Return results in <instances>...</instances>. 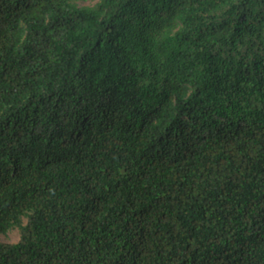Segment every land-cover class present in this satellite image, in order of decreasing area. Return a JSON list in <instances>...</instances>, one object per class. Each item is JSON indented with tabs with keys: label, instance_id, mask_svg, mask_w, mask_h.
Instances as JSON below:
<instances>
[{
	"label": "trees",
	"instance_id": "16d2710c",
	"mask_svg": "<svg viewBox=\"0 0 264 264\" xmlns=\"http://www.w3.org/2000/svg\"><path fill=\"white\" fill-rule=\"evenodd\" d=\"M16 229L0 264H264V0H0Z\"/></svg>",
	"mask_w": 264,
	"mask_h": 264
},
{
	"label": "rangeland",
	"instance_id": "374dc122",
	"mask_svg": "<svg viewBox=\"0 0 264 264\" xmlns=\"http://www.w3.org/2000/svg\"><path fill=\"white\" fill-rule=\"evenodd\" d=\"M21 238H22V234L20 229L13 230L5 235L0 236L1 241L10 242V243H17L18 241L21 240Z\"/></svg>",
	"mask_w": 264,
	"mask_h": 264
}]
</instances>
